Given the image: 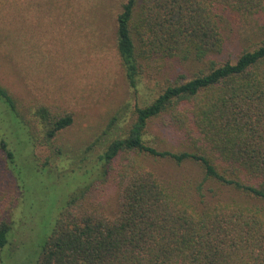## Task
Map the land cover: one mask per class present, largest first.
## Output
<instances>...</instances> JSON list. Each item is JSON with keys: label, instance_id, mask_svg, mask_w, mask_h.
Instances as JSON below:
<instances>
[{"label": "trees", "instance_id": "1", "mask_svg": "<svg viewBox=\"0 0 264 264\" xmlns=\"http://www.w3.org/2000/svg\"><path fill=\"white\" fill-rule=\"evenodd\" d=\"M219 10L264 16V0L122 4L116 48L132 87L153 58L190 61L194 72L137 106L123 134L99 156L98 180L117 189V212L108 214L88 187L73 194L36 264H264V33L235 61H219L226 43ZM0 102L16 111L3 85ZM41 112L50 145L73 118ZM156 122L176 139L177 151L150 144L147 134ZM0 152L15 169V153L1 138ZM152 158L196 165L202 208L163 182L149 167ZM206 183L237 197L208 203ZM10 232L11 224L2 221L0 250Z\"/></svg>", "mask_w": 264, "mask_h": 264}, {"label": "rangeland", "instance_id": "2", "mask_svg": "<svg viewBox=\"0 0 264 264\" xmlns=\"http://www.w3.org/2000/svg\"><path fill=\"white\" fill-rule=\"evenodd\" d=\"M124 2L0 0V85L16 104L15 113L0 102V138L16 159L12 169L0 152V223L11 224L0 264H36L67 201L83 188H89L91 199L101 198L108 214H115L117 189L98 180L99 156L123 134L137 106L193 75L190 61L153 58L144 62L132 87L116 48V18ZM219 11L226 43L217 59L235 61L263 35L264 16ZM43 109L50 119L73 118L50 145ZM147 139L160 150L178 149L176 139L158 122ZM148 164L163 182L202 208L197 191L202 175L196 165L154 158ZM204 187L205 201L211 204L237 197L227 188Z\"/></svg>", "mask_w": 264, "mask_h": 264}]
</instances>
